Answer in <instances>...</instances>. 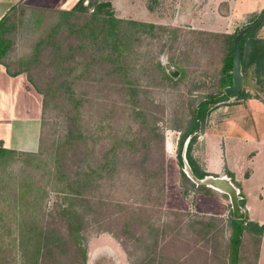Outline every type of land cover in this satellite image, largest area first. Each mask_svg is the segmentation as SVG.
<instances>
[{
	"label": "trees",
	"instance_id": "trees-1",
	"mask_svg": "<svg viewBox=\"0 0 264 264\" xmlns=\"http://www.w3.org/2000/svg\"><path fill=\"white\" fill-rule=\"evenodd\" d=\"M48 14L55 15V19L46 35L31 39ZM16 15L14 11L0 22V62L11 75L26 73L31 87L42 94V133L36 153L0 148V187H7L5 177L11 167L22 162L38 174L29 172L18 184L22 197H32L26 202L28 205L46 204V199L53 192L64 195L70 203L60 212L66 221L68 236L66 231L62 235L48 230L44 224L45 207L30 210L28 206L20 219V236L24 240L19 242V247L24 257L35 258L33 264H64L63 258L70 253L80 254L83 260L81 264H84L87 252L80 242L84 221L74 209L75 203L91 205L89 198H99V203L106 206L103 201L106 192L115 193L117 182L122 180V175L129 168L149 187H158L159 193L165 190L164 164L152 169L149 159L153 146L150 141L160 121L153 112L164 114L166 108L156 105L148 91L135 84L133 79L138 59L134 49L135 36L152 33L158 27L117 18L110 0H79L70 11L36 12L23 9ZM135 27H138V31H135ZM239 29L234 34L193 31L201 36V44L222 47L223 58L214 91L191 101L190 119L185 126L170 127L181 132L177 158L181 176L186 182L183 185L186 195L191 189L205 190L206 194L212 195L211 188L197 186L187 177L183 151L189 140L186 157L192 171L199 179L209 176L199 170L192 150L210 114L230 99L225 94V88L232 84L234 41ZM258 31L248 34L241 41L242 66L245 82L252 70L257 84L264 87V38L257 37ZM21 40L28 42L29 46L32 43L33 52L16 58L14 45L23 44L19 42ZM45 59L48 60L46 65ZM33 63H42L41 67L51 71L50 79L43 85L37 80ZM161 73L163 84H178L183 77L175 80L164 69ZM248 94L244 88L238 97L247 99ZM115 95L120 101L114 99ZM54 100H58L62 107L71 108L75 124L68 134L50 144L44 131V116ZM86 116L91 120L88 125L84 124ZM161 141H164L163 135ZM22 171L25 172V168ZM241 196V205L245 207V199ZM229 227L230 263L240 264L239 248L245 234L249 233L259 245L258 262L264 226L247 220V217L236 220L232 214ZM67 237L75 247L68 246Z\"/></svg>",
	"mask_w": 264,
	"mask_h": 264
},
{
	"label": "rangeland",
	"instance_id": "rangeland-1",
	"mask_svg": "<svg viewBox=\"0 0 264 264\" xmlns=\"http://www.w3.org/2000/svg\"><path fill=\"white\" fill-rule=\"evenodd\" d=\"M169 9V13L175 12L177 6H170ZM221 10L224 12L226 8L222 7ZM258 18L259 16H256L245 22L233 21L232 34L240 27L252 24ZM54 19L55 15H45L41 27L34 31L31 39L44 37ZM141 23L148 24V22ZM221 25L224 26L223 22ZM156 26L158 28L152 33L135 36L137 40L134 49L138 53V59L136 58L133 79L135 84H139L142 89L148 91L156 105L166 108L164 114L153 112L160 121L157 122L153 140L150 141L153 146L149 159L152 169L164 164L165 190L159 193L158 187L151 185L149 187L129 168L122 175V180L117 182L115 193L106 192L103 199L106 206L99 203V198H89L91 205L86 202L81 205L75 203L74 209L84 221L83 230L80 232L81 246L85 247L87 252V261L84 264H231L228 257L231 237L229 225L233 214L230 200L225 194L213 189L211 191L214 193H211L214 195V200L210 205L205 200L207 196L205 190L191 189L188 192L191 197L186 196L183 188L186 182L181 176L177 158L181 132L170 128L177 125L185 126L190 119L191 101L201 98L204 93L214 91L215 83H218L220 76L223 48L207 43L201 44L199 42L201 36L193 33L197 30H192L188 24L181 21L175 23V26L171 24ZM261 29L257 32V37L264 38V30ZM135 31H138V27H135ZM19 42L23 44H15L13 49L16 58L18 55L22 57L33 52L32 43L29 46L25 40ZM44 63L46 65L48 60L45 59ZM166 63L172 64L181 72L179 78L183 77L178 84L161 83V72L165 70ZM41 65L42 63L40 65L33 63L32 68L36 69L37 80L43 85L50 79L51 71ZM245 88L249 92V98L230 97L220 107L238 106L256 98L264 104V87L257 84L252 70L247 76ZM113 97L120 101L117 95ZM259 104L251 106L253 120L249 117L241 120L238 125L221 128V131L228 132V136L221 141L225 140L226 145L229 141L230 149L234 151L238 149L244 154L240 158L241 163L237 165L240 175L244 173L242 168L246 161L245 155L249 157L253 152L250 145H262L255 141L264 140V114H261L260 107L257 106ZM67 108L60 106L58 100H54L45 113L44 131L50 144L56 143L74 127V112L70 107ZM89 123L91 120L86 116L84 124ZM162 135L164 141H161ZM236 145L245 146L237 148ZM258 156L255 167L257 180L264 176V148L259 150ZM70 158L69 155L68 159ZM23 168L25 172L22 171ZM29 172L38 176L31 167H25L22 162L16 163L5 177L8 181L7 187H0V264H33L35 260L33 257H24L19 247V242L24 240L20 236L22 225L20 219L28 206L30 210H40L41 207H45L44 224L48 230H55L68 236L67 228H65L66 221L61 216L60 210L68 207L69 200L65 199L64 195L53 192L46 199V204L41 205L40 202L34 206L28 205L26 202L32 197H22L18 184ZM169 185L171 198L168 203L166 192ZM182 195L187 198V204H184L187 208L179 205V196L181 198ZM221 202L223 211L227 213L225 218L205 216V212L213 211L211 208L214 206L211 205H216L217 210H220ZM180 207L187 211L177 210ZM65 231L66 233L63 234ZM67 244L69 247H75L69 237H67ZM258 248L259 245L253 235L245 234L239 248L240 264H257ZM73 254L75 253L65 256L63 263L81 264L83 262L80 254Z\"/></svg>",
	"mask_w": 264,
	"mask_h": 264
},
{
	"label": "crops",
	"instance_id": "crops-1",
	"mask_svg": "<svg viewBox=\"0 0 264 264\" xmlns=\"http://www.w3.org/2000/svg\"><path fill=\"white\" fill-rule=\"evenodd\" d=\"M78 1L0 0V22L14 11L18 15L23 9L36 12L40 10L70 11ZM110 2L119 19L148 22V24L161 26L170 24L175 26V23L181 21L188 24L192 30L226 34H232L231 23L233 21L245 22L264 12V0H110ZM170 6H177V10L169 13ZM222 7L226 8L224 12L221 10ZM222 22L224 26L221 25ZM222 27L224 28L222 29ZM261 30H264V27ZM256 103H260L257 106L260 107L261 114H264V104L257 98L238 106H219L214 110L207 119L205 129L199 134L194 144L192 156L201 172L210 176L230 177L245 199L248 220L264 226V176L257 180V168L255 169L259 158L258 152L264 148V140L255 141L262 145H250L253 152L249 157L245 155L246 161L243 163L244 173L242 175H240L237 165L239 166L241 163L240 158L244 154L240 153L238 149L235 151L230 149L229 141L227 145L225 140L221 141L228 136L226 130L221 131L222 127L238 125L241 120H246L249 117H251L250 120H253L251 106ZM238 119L239 121H237ZM42 121V94L31 87L26 73L11 75L7 67L0 62V148L24 153L38 152ZM236 146L238 148V146L245 145ZM169 188L170 185L166 192L168 203L171 198ZM189 194L186 196L191 197ZM205 200L208 205L212 204L214 195L207 194ZM179 201L181 207L187 208L184 205L187 204L186 197L182 195L180 198L179 196ZM211 206H214L211 208L213 211L205 212V216L221 219L227 216V213L223 211V205L220 210H217L216 205ZM181 207L177 210L187 211ZM263 263L264 235L261 238L257 264Z\"/></svg>",
	"mask_w": 264,
	"mask_h": 264
},
{
	"label": "water",
	"instance_id": "water-1",
	"mask_svg": "<svg viewBox=\"0 0 264 264\" xmlns=\"http://www.w3.org/2000/svg\"><path fill=\"white\" fill-rule=\"evenodd\" d=\"M262 25H264V12L260 15L259 19L255 23L240 27L239 32L236 35L234 41L235 50L233 54V69L231 72L232 84L225 88V94L229 97L238 96L245 88V77L243 74L242 66L241 41L248 34L258 31ZM165 70L167 74L175 80L178 79L181 75V72L170 63L165 64ZM188 143L189 140L186 141L183 151L184 172L186 173L187 177L197 186H204L225 194L230 200L234 219H246L247 212L241 205V192L230 177L209 175L204 179H199L194 174L186 157Z\"/></svg>",
	"mask_w": 264,
	"mask_h": 264
}]
</instances>
